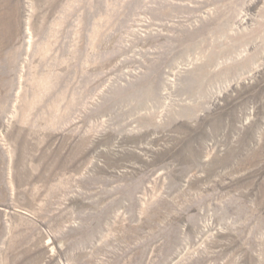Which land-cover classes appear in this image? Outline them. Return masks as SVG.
<instances>
[{
	"label": "rangeland",
	"instance_id": "obj_1",
	"mask_svg": "<svg viewBox=\"0 0 264 264\" xmlns=\"http://www.w3.org/2000/svg\"><path fill=\"white\" fill-rule=\"evenodd\" d=\"M0 264H264V0H0Z\"/></svg>",
	"mask_w": 264,
	"mask_h": 264
}]
</instances>
